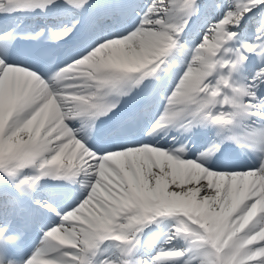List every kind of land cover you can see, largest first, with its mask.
Listing matches in <instances>:
<instances>
[{"label":"bare ground","instance_id":"1","mask_svg":"<svg viewBox=\"0 0 264 264\" xmlns=\"http://www.w3.org/2000/svg\"><path fill=\"white\" fill-rule=\"evenodd\" d=\"M222 1L226 5L227 11L224 24L228 26L237 25L250 10L258 9L259 12L264 14V0H244V6L242 7H239V2L242 0ZM167 2L168 0H164L161 5L152 9L146 27L141 29L132 40L122 45L125 48V58L129 59L135 55H140L145 50L160 47L158 41L163 38L164 34L168 33L165 24L174 21L176 14ZM230 13H232L231 16ZM257 28L261 30V32L259 31L260 34L264 35V18ZM215 36L216 34L212 32L207 41L213 40ZM209 46L208 44H202L204 50L196 52L190 58L188 68L185 70L179 85L178 98L173 101V108H177L183 100L188 99L192 94V90L203 79L205 72L203 70L204 58L202 55ZM258 57H264V51ZM261 74L262 72L259 70L254 82L261 78ZM260 102L264 104V97H261ZM1 119H3L2 116ZM34 135L35 132L27 130L25 123L20 122L10 125L3 144L6 148H9L12 144H23L24 137ZM127 169L132 178L130 184L133 193L142 196L145 202L139 204L137 213L122 225L124 231L135 230L144 221L141 213L147 207H154L158 211H165L168 208H183L182 197H188L190 201L189 209H195L197 213L205 211L204 219L212 230L211 232L215 233L214 236L217 241H220L224 234L230 231L231 238L225 241V245L235 247L234 264H264V228L262 227L264 213H259L264 212V169L248 176L230 178L215 174L212 176L201 168L191 165L184 167L180 163H175L162 152H155L153 158H149L144 153L133 160L129 158ZM125 186L128 187L127 183L119 186V188L123 189ZM159 193H168L171 200L167 202L162 199L157 205H153V201L159 197ZM252 197H256V200L246 203L240 213L233 219L228 218L240 203ZM116 202L121 205L124 199L112 193L105 202L101 224L111 221L115 212L119 210V208L113 206ZM243 212L245 213L241 216ZM256 213H259V215L255 218V221H251ZM245 225L248 226L245 234L236 235V232ZM89 234L88 232L86 238ZM177 234L178 230L174 228L171 234V245L164 247V251L158 257L157 262L176 264L170 260L172 254L169 253V248L172 246L181 247ZM65 235L71 236L70 234ZM86 238L85 240L91 239V237ZM246 244H249L247 248L244 247ZM183 264L215 263L190 257Z\"/></svg>","mask_w":264,"mask_h":264},{"label":"rangeland","instance_id":"2","mask_svg":"<svg viewBox=\"0 0 264 264\" xmlns=\"http://www.w3.org/2000/svg\"><path fill=\"white\" fill-rule=\"evenodd\" d=\"M230 262V264H233L230 260H228Z\"/></svg>","mask_w":264,"mask_h":264}]
</instances>
